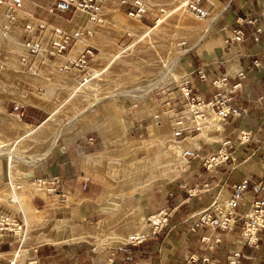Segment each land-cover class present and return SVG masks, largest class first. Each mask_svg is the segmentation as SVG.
Here are the masks:
<instances>
[{"label": "rangeland", "instance_id": "rangeland-1", "mask_svg": "<svg viewBox=\"0 0 264 264\" xmlns=\"http://www.w3.org/2000/svg\"><path fill=\"white\" fill-rule=\"evenodd\" d=\"M23 1L0 5V264H199L187 259L238 246L251 204L218 225L234 184L264 180V0H200L202 13L195 0H94L54 14L58 0ZM54 28L78 37L51 54ZM229 106L237 115H221ZM63 221L73 237L43 241Z\"/></svg>", "mask_w": 264, "mask_h": 264}, {"label": "built area", "instance_id": "built-area-1", "mask_svg": "<svg viewBox=\"0 0 264 264\" xmlns=\"http://www.w3.org/2000/svg\"><path fill=\"white\" fill-rule=\"evenodd\" d=\"M5 1L6 3H9V5L14 9L21 8L24 3L23 0H0V5H2L3 2ZM195 1L196 3H192L189 1L188 6H191L197 12L202 13V9L198 7V3L200 0H195ZM70 8H75L76 10L85 11L86 13H88L89 11L93 12L97 10L96 5H94V0H58V1H54L47 8V11L51 14H54L57 12L68 11ZM143 13H144V9H142V7H140L139 5L138 15L140 14L139 16H141V14ZM260 32L261 29H256L253 32V36L255 39H257V34H259ZM73 34L66 32L64 29L54 28L53 33L49 37V44H51V48H52L51 54L60 53L63 50H65L72 41V39L78 37V33H73ZM236 34L239 35L241 38L243 37V34L240 30L236 31ZM237 39H239V37H237ZM27 46L29 47V51L34 53H39L42 50V47L38 42H33V41L28 42ZM91 54L92 52L90 49L88 48L84 49L82 53L79 55V60L81 62H85L86 56H89ZM15 109L17 110L18 107H15ZM227 114L237 115V109L229 106L225 112L223 113L221 112V115L226 116ZM20 116L22 117L23 113H21ZM249 138L250 137H248V139ZM229 142L230 141L224 143V146L229 144ZM227 146L231 147L230 144ZM229 157L232 160H234L232 153H227L225 160ZM249 178L250 177L247 176L232 186V192L229 195V200H227L226 202L229 203V207H227L228 212L225 213L224 215L225 221L228 222L225 223L224 226L218 225L222 230L228 228L229 230H231V228L236 223L235 217L238 215L236 209L240 206L241 200L246 199L247 202L251 204L250 205V207L252 208V213H250L251 216H249V214L240 215L241 218H245L244 221L245 227L243 228L244 231H242L240 235L242 239L239 241L238 246H236L233 250H231L229 254H226L221 264H241L242 259L245 257L242 251L246 246L252 247L253 249H257L259 247L258 232L259 229H261L264 226L263 224L264 199L258 198L257 194L260 192L262 184L259 182L251 185L249 183ZM248 193L250 194L248 195ZM228 215L230 216V219H228ZM246 218L248 220H246ZM18 228L20 229L21 226ZM221 243H222L221 238L217 236L215 241H213L212 245L216 246L217 244L219 245ZM210 256L211 255L208 253H206V255H199V256L191 255L187 259V262L188 263L196 262L197 260L200 259L201 263H210L211 262ZM213 261H215V259Z\"/></svg>", "mask_w": 264, "mask_h": 264}, {"label": "crops", "instance_id": "crops-1", "mask_svg": "<svg viewBox=\"0 0 264 264\" xmlns=\"http://www.w3.org/2000/svg\"><path fill=\"white\" fill-rule=\"evenodd\" d=\"M256 44L257 43H255V41L252 40V41H250V44L249 45H246V49L247 50H251L253 46H256ZM239 63H241V62L239 61ZM252 144H253V142H252ZM249 146H250V144H249ZM257 148H260V147H257ZM262 148L264 149V147H262ZM234 152L236 153L237 150L235 149ZM248 176H250V175H248ZM251 178H253V177L250 176V178H249V180H251L250 184H252L254 182H257V183L260 182L262 184L263 181H264V180H258V179H256V180L253 181ZM259 196L260 195H257V197H259ZM241 209L243 210V208H241ZM231 235H232L231 233H228L227 234V237H229ZM258 236H259V247L257 249H253L252 247H248V246H246L243 249L242 252H243V254L245 256L244 257L245 259H249V260L251 259V260H253L254 257H255L256 260H259V262L264 260V226L261 229H259ZM232 242L234 244V241H232ZM224 244L225 243L223 242L220 245H222V246L225 247ZM235 247L236 246H233L232 245L231 247H229L228 250H226V252L224 254H223V252H218V253H215L214 255H211V256H213V258H214V256H218L217 259H215V261L218 262V264H221L222 261H223V258L226 256V254L229 253L231 250H233ZM218 249H220V248H218ZM52 250L53 249H50V247H48V246H45V245L40 246L39 249H38V257H39L38 259H41L43 261V260L49 258L52 255ZM221 250L224 251V249H221ZM248 251H249V254H247ZM6 253H8V252H6ZM2 254H5V253H2ZM191 255H193V254H191ZM200 255H202V254H200ZM242 261H243V259H242ZM199 264H212V263L210 262V263H199ZM252 264H254V263H252Z\"/></svg>", "mask_w": 264, "mask_h": 264}, {"label": "bare ground", "instance_id": "bare-ground-1", "mask_svg": "<svg viewBox=\"0 0 264 264\" xmlns=\"http://www.w3.org/2000/svg\"><path fill=\"white\" fill-rule=\"evenodd\" d=\"M3 3H4V2H3ZM132 15H134V14H132ZM41 52H42V51H41ZM189 107H190V111H191V112H194V111H195V108H194L193 105H192V106L190 105ZM220 120H221V117H220L218 114L215 113V117L213 118L212 126H211V128H212L213 130H220V129H221ZM211 128H210V129H211ZM208 142H210V143H214L215 140H213L212 138H208ZM172 148H173V150H174V149H176L177 147H176V146L174 147V145H173ZM172 148H171V149H172ZM174 151H175V150H174ZM177 152H178V151H177ZM180 153H181V152L177 153V155H178V154L181 155ZM213 160H215V159H213ZM227 207H229V203H227ZM249 216H251V214H249ZM143 218H145V217H143ZM61 223H62V230H63V232H62V233L58 232L57 227H54V228L52 229L51 232L45 234V235L42 237V238H43V241L50 242V243H59V244H62V243H63V240H66V239H70V238H72V237H73L72 232H71V231H66L67 229H70L71 226H69V225L67 224V221H63V222H61ZM111 235L115 237V238L113 239V241H116V240H124V239H122V238H120V237L117 238V237H118L117 234L111 233ZM132 237H133V238H137L136 234H135V235H132L130 238H132ZM128 239H129V238H128ZM126 241H127V240H126ZM14 261H16L15 258H14Z\"/></svg>", "mask_w": 264, "mask_h": 264}]
</instances>
